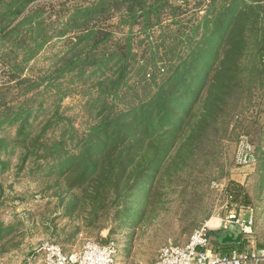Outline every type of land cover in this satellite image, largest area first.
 Here are the masks:
<instances>
[{
    "label": "rangeland",
    "instance_id": "obj_1",
    "mask_svg": "<svg viewBox=\"0 0 264 264\" xmlns=\"http://www.w3.org/2000/svg\"><path fill=\"white\" fill-rule=\"evenodd\" d=\"M16 1L12 7L18 8V3L22 7L9 18L32 15L45 23L43 31L49 37L38 53L17 65L24 72L21 76L35 80L33 86L11 80L1 50L12 45V37L0 41V264H43L38 247L46 239L70 249L78 247L84 237L114 240L118 264H150L162 244L168 240L184 243L191 230L203 223L216 249L222 250L220 236L227 233L238 234L237 246L244 245L246 236L223 220L229 187L238 190L234 194L239 201L253 206L252 243L264 244L263 70L245 75L234 91L230 82L208 114L205 108L211 100L203 93L187 123L179 124L173 143L155 159H148V147L146 157L128 155L121 161L114 155H93L83 171L82 158L64 162L42 157L34 146L36 138L50 142L58 136L61 127L52 117L58 108L64 121L79 131L96 120L97 108L88 105L94 94L88 79L66 76L49 80L48 76L54 74L50 65L60 62L70 42L66 38L71 35L67 32L72 27L67 19L70 9L92 0ZM173 2L187 10L181 16L186 13L197 20V29L184 30L182 35L198 41L203 31L199 21L207 13L208 0ZM220 2L215 0L207 16L219 15ZM63 21L67 28L56 31ZM114 28L126 31L123 24ZM160 34L156 27L152 43L159 42ZM170 43L184 44L178 37ZM16 51L20 58L22 50ZM216 51L219 66L222 51ZM257 52L261 55L256 57L264 62V48ZM63 87L67 91L60 96ZM27 114L19 136V125ZM242 136L251 145V159L246 163L237 155ZM132 151L137 154L136 149ZM232 243L225 242V248Z\"/></svg>",
    "mask_w": 264,
    "mask_h": 264
},
{
    "label": "trees",
    "instance_id": "obj_2",
    "mask_svg": "<svg viewBox=\"0 0 264 264\" xmlns=\"http://www.w3.org/2000/svg\"><path fill=\"white\" fill-rule=\"evenodd\" d=\"M0 2V41L12 37V45L1 50L4 64H9L11 80H24L33 86L35 80L21 76L24 72L17 70V65L31 59L48 40L45 23L29 14L11 20L9 15L18 13L22 6L12 7L16 0ZM214 2L208 0L207 13L199 21L203 31L198 41L182 35L184 30H196L197 20L186 13L181 16L187 10L173 0H92L73 6L67 16L72 25L67 31L71 35L66 36L70 42L60 62L50 65L54 74L48 76L49 80L66 76L88 79L94 87L88 105L97 108L96 120L79 131L69 120L64 121L66 117H61L58 108L52 117L61 129L50 142L36 138L34 147L41 150L40 155L64 162L82 158L84 171L90 157L114 155L120 161L128 155L146 157L148 147L151 161L173 143L179 124L187 123L203 93L211 100L205 108L208 114L217 107L219 95L225 94L230 82L234 91L245 75L258 69L264 75V62L256 57L264 48V1L221 0L219 15L207 16ZM61 24L56 31L67 28L66 22ZM122 24L126 31L117 32L114 26ZM156 27L162 34L159 42L152 43ZM177 37L183 39V45L170 43ZM18 48L22 50L20 58ZM217 49L222 51L219 66L215 64ZM65 89H59L60 96ZM27 116L19 125V136ZM115 148L118 150L113 152ZM237 191L227 189L232 198ZM232 242L238 245L240 239ZM219 245L222 250L226 247L223 242Z\"/></svg>",
    "mask_w": 264,
    "mask_h": 264
},
{
    "label": "built area",
    "instance_id": "obj_3",
    "mask_svg": "<svg viewBox=\"0 0 264 264\" xmlns=\"http://www.w3.org/2000/svg\"><path fill=\"white\" fill-rule=\"evenodd\" d=\"M238 159L246 163L251 159V145L242 136L237 145ZM223 220L244 234L247 243L216 249L207 232L206 223L195 226L184 243L168 240L162 244L150 264H264V244L254 245L253 206L232 198L227 193ZM117 245L112 239L96 240L84 237L78 247L65 249L59 242L46 239L38 250L43 264H118Z\"/></svg>",
    "mask_w": 264,
    "mask_h": 264
},
{
    "label": "crops",
    "instance_id": "obj_4",
    "mask_svg": "<svg viewBox=\"0 0 264 264\" xmlns=\"http://www.w3.org/2000/svg\"><path fill=\"white\" fill-rule=\"evenodd\" d=\"M231 227L233 226L234 228H236L234 225L229 224ZM237 229V228H236ZM239 239V235L238 234H223L222 237L220 236V241L225 243V242H230V241H237Z\"/></svg>",
    "mask_w": 264,
    "mask_h": 264
}]
</instances>
